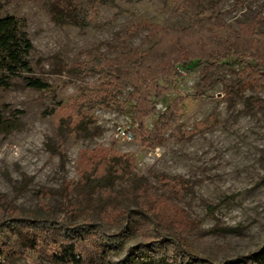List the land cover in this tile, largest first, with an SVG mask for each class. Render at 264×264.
<instances>
[{"label":"rangeland","instance_id":"rangeland-1","mask_svg":"<svg viewBox=\"0 0 264 264\" xmlns=\"http://www.w3.org/2000/svg\"><path fill=\"white\" fill-rule=\"evenodd\" d=\"M51 1L64 6L63 0ZM91 1L92 24L82 31L67 23L56 24L43 0H0V18L6 14L16 18L32 44L28 57L32 76L49 84L47 90H32L23 72L11 76L0 71V115L7 123L0 129V197L36 219L48 217L46 206L67 224L75 212L66 213V207L76 204L77 193L73 189L66 194L64 189L76 185L81 173L97 160L91 151L99 147L127 154L147 188L173 204L177 225L186 222L191 228L177 247L190 255L186 261L240 264L238 257L264 247V86L232 85L238 67L223 63L216 79L203 88L198 82L202 65L195 64L180 72L160 100L151 99L155 110L143 121L146 132L172 99L182 102L175 124L162 133L163 140L142 145L132 122L130 88L117 96L124 111L95 107L89 114L93 123L85 132L71 130L82 89L99 83L98 75L76 77L72 68L95 54L114 57L130 49L144 50L155 36L144 26L128 35V27L146 23L178 30L206 6L214 7L217 22L236 27L254 21L255 34L263 33L264 0H114L113 5ZM256 99L262 104L249 106ZM118 126L131 129V141L115 137ZM173 128L186 134L169 137ZM155 175L178 179L184 183L183 191L173 196ZM126 186L123 181L115 183L120 190ZM119 221L103 223L97 230L112 235L126 225ZM165 226L156 223L152 229L162 236ZM147 242L134 232L120 243L101 241L92 264H179L140 262V251L134 249ZM1 244L5 252L20 253L9 264H62L51 260L52 247L39 246L47 251L45 256L28 247L26 239L11 228L0 233ZM89 244L83 246L92 250Z\"/></svg>","mask_w":264,"mask_h":264},{"label":"trees","instance_id":"trees-1","mask_svg":"<svg viewBox=\"0 0 264 264\" xmlns=\"http://www.w3.org/2000/svg\"><path fill=\"white\" fill-rule=\"evenodd\" d=\"M99 1L103 5L114 4V0ZM63 2L64 6L59 7L51 0H43L45 10L56 24L67 23L82 31L90 27L95 12L93 1ZM218 17L214 7L206 6L196 11V18L188 26L178 30L146 23L136 24L128 27L126 32L131 35L144 26L150 35L155 36L148 48L122 51L114 57L95 54L90 61L75 64L72 73L76 77L98 75L99 83L82 89V94L75 102V122H72L71 130L85 132L87 126L93 123L89 114L95 107L124 111L117 96L123 89L130 88L128 98L134 103L131 117L137 126L136 138L142 145L161 142L164 130L175 124L182 101L172 99L164 111L157 115L151 131L146 132L143 121L155 110L151 99L160 100L171 88L172 82L181 77L179 71L188 70L195 64L202 65L198 82L203 88L216 79L217 69L223 63L238 67L232 85L243 84L251 88L264 86V32L255 34L254 21L236 23V27H232L217 22ZM32 50V44L27 34L20 30L16 18L10 14L2 16L0 71L11 76L23 72L27 75L25 80L28 88L47 90L49 84L32 76L31 63L28 61ZM262 102L260 99L250 100L249 106H259ZM6 124L0 115V129ZM171 131L169 137L186 134L178 128ZM91 152V157L96 155L97 160L81 173L76 185H66L64 189L66 194L73 189L77 193L76 204L66 207V213L75 212L69 217V223L53 217V210L46 206L47 218H33L1 196L0 233L11 228L26 239L28 247L41 251L45 256L47 251L39 246L52 247L51 260L62 264H92L99 254V242L120 243L129 232L140 233L148 241L134 249L140 251V262L174 260L179 264H208L197 259L186 261L190 255L177 250L179 242L183 241L182 238L189 234L191 228L186 222L177 225L173 219L178 216L177 210L173 204H168L164 198L156 196L147 188L145 178L135 173L133 158L99 147ZM118 180L127 184L125 189L115 187ZM155 180L175 197L183 191L184 183L176 178L155 175ZM119 220L125 221L126 225L116 233L104 235L98 232L97 229L103 223L119 224ZM156 223L167 225L162 236L152 229ZM86 242L91 243L92 250L85 249L83 244ZM2 246L0 254L4 256L5 264L20 254L5 252ZM237 260L240 264H264V247Z\"/></svg>","mask_w":264,"mask_h":264},{"label":"built area","instance_id":"built-area-1","mask_svg":"<svg viewBox=\"0 0 264 264\" xmlns=\"http://www.w3.org/2000/svg\"><path fill=\"white\" fill-rule=\"evenodd\" d=\"M181 72V71H179ZM183 73V72H182ZM115 137L117 139L125 140L127 142L131 141L133 138V134L131 132V129H129L128 126H118L114 130ZM0 264H5V258L2 254H0Z\"/></svg>","mask_w":264,"mask_h":264}]
</instances>
